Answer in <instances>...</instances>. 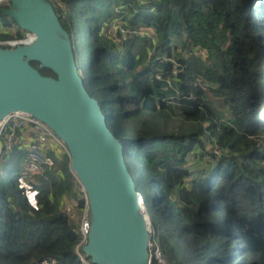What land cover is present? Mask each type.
<instances>
[{"label":"trees","instance_id":"16d2710c","mask_svg":"<svg viewBox=\"0 0 264 264\" xmlns=\"http://www.w3.org/2000/svg\"><path fill=\"white\" fill-rule=\"evenodd\" d=\"M49 1L125 144L153 248L167 264H264V0ZM119 20L121 49L102 34ZM25 32L0 13V39ZM23 155H0V264H77L69 156L34 176V210L3 174Z\"/></svg>","mask_w":264,"mask_h":264},{"label":"water","instance_id":"95a60500","mask_svg":"<svg viewBox=\"0 0 264 264\" xmlns=\"http://www.w3.org/2000/svg\"><path fill=\"white\" fill-rule=\"evenodd\" d=\"M0 13L35 35L30 44L0 48V122L14 112L29 114L65 144L70 170L87 197L90 229L82 251L93 264H151L150 220L125 144L87 91L51 2L10 0ZM43 68L54 76L41 74Z\"/></svg>","mask_w":264,"mask_h":264},{"label":"built area","instance_id":"2783aa9c","mask_svg":"<svg viewBox=\"0 0 264 264\" xmlns=\"http://www.w3.org/2000/svg\"><path fill=\"white\" fill-rule=\"evenodd\" d=\"M9 2L10 0H0V8H3ZM117 27V31H119V35L122 38L132 34L130 29L126 28L124 30L118 22L117 26L116 23L111 26L110 32L111 29L115 31ZM34 38L35 35L33 33L26 31L22 37L0 39V48H13L18 45L30 44ZM15 147L24 150L16 176L17 188L29 206L37 210L38 189L34 176L48 168H55L56 160L59 158L61 152H67L66 146L42 121L23 112H14L0 122V155L2 153H9ZM76 188L79 192L78 197L71 204L65 205L64 208L70 217L78 220L76 233L79 240L74 249L78 257L77 264H93L82 251V247L87 242V235L90 229V212L87 197L78 181ZM80 201H83V207L77 213ZM152 245L153 243L150 240L151 262L155 260L157 264H167L163 251L158 244L154 248ZM43 264L47 263L44 262Z\"/></svg>","mask_w":264,"mask_h":264},{"label":"rangeland","instance_id":"374dc122","mask_svg":"<svg viewBox=\"0 0 264 264\" xmlns=\"http://www.w3.org/2000/svg\"><path fill=\"white\" fill-rule=\"evenodd\" d=\"M118 23H122V21H117ZM116 26H117V23H116ZM122 26V25H121ZM120 27V26H119ZM124 28V27H123ZM118 30V27L116 28L115 31H112L111 29V32H110V29L109 31H103L102 34L106 35L108 37V39L112 40L114 43L117 44L118 48L121 49V47L124 48V45H123V42H124V38H122L120 35H119V31ZM125 30V29H124ZM123 33V32H122ZM137 34L139 35H143V36H146V37H154V32L152 30H144V28L140 29V30H137ZM120 122H123V118L120 117L119 118ZM3 174H4V178L9 181L11 179L14 180L15 178V175L17 174V171H15V168H14V162L10 159H6V164H5V167H4V170H3ZM143 188V185L139 184V189L142 190ZM150 198V196H149ZM145 206V205H144ZM147 212V211H146ZM149 217V216H148ZM150 220V219H149ZM150 231L152 233V228H151V223H150Z\"/></svg>","mask_w":264,"mask_h":264},{"label":"crops","instance_id":"0c3cea01","mask_svg":"<svg viewBox=\"0 0 264 264\" xmlns=\"http://www.w3.org/2000/svg\"><path fill=\"white\" fill-rule=\"evenodd\" d=\"M64 152H66V151H62L61 154L64 153ZM66 153H67V152H66ZM61 154H60V155H61Z\"/></svg>","mask_w":264,"mask_h":264}]
</instances>
